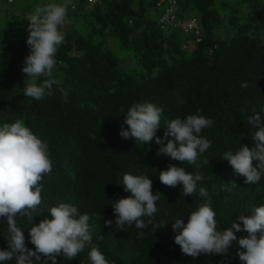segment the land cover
<instances>
[{"label":"trees","instance_id":"1","mask_svg":"<svg viewBox=\"0 0 264 264\" xmlns=\"http://www.w3.org/2000/svg\"><path fill=\"white\" fill-rule=\"evenodd\" d=\"M0 1V127L23 120L47 143L53 163L51 175L42 181L45 212L34 216L32 224L51 219L50 207L68 203L89 215L92 245L109 264H242L235 241L224 255L183 254L172 224L178 218L187 223L191 211L208 202L223 231L264 205V176L256 184H238L222 159L224 152L242 147L253 112L264 120V0H174V18L194 16L197 34L158 22L170 4L165 0H99L89 6L86 0H72L75 6L68 7L56 55L54 76L60 83L39 101L23 93L22 68L30 51L27 17L37 5L62 0ZM145 102L163 109L160 137L175 118L202 115L213 121L200 134L211 146L199 168L157 156L155 138L143 144L121 137L122 127L128 128L127 110ZM170 164L203 176L196 193L183 196L182 185L160 182L159 172ZM125 173L148 176L153 194L159 192L157 212L142 218L145 229L134 224L117 229L111 205L131 195L122 184ZM200 187L208 197L199 195ZM106 220L113 223L106 226ZM17 222L26 246L35 250L32 225L26 218ZM235 235L239 239L247 233ZM6 236L7 222L0 220V249L7 248ZM92 245L73 260L57 257V264H91Z\"/></svg>","mask_w":264,"mask_h":264},{"label":"clouds","instance_id":"2","mask_svg":"<svg viewBox=\"0 0 264 264\" xmlns=\"http://www.w3.org/2000/svg\"><path fill=\"white\" fill-rule=\"evenodd\" d=\"M70 5L75 6L72 0L37 5L27 17L26 44L30 51L22 68L26 75L23 93L34 100L52 95L53 85L60 83L54 76V70L57 68L58 49L64 41L60 29L66 21ZM196 24V32L192 30L194 34L199 32L197 19ZM242 87H247V84H242ZM60 91L67 103V92L62 88ZM261 111L264 112V109ZM162 113L163 109L151 102L133 104L127 110L124 124L128 128L122 127L121 137L143 144L155 138V143L160 146L157 156H168L180 165L187 163L199 168L203 153L211 146V141L200 134L212 127L213 121L202 115L175 118L167 122L164 135L160 137L157 130L161 128ZM248 124L252 128L247 135L244 134L242 147L238 145L237 151L224 152L222 158L224 166L232 171L238 184H256L264 176V120L260 113L253 112L248 117ZM203 163L209 164V160ZM52 168L47 143L25 126L23 120L17 119L0 127V220L7 222V248L0 249V264H47L49 260L57 264V257L63 255L67 260H73L86 246L92 245L89 215L81 214L71 204L60 203L50 207L47 212L51 214V219L45 218L38 225L32 224L34 216L45 212L41 207L42 181L45 176L51 175ZM202 179L199 172L193 174L182 166L172 164L167 170L159 172V180L165 186L182 185L183 196L196 193L197 183ZM122 184L124 191L131 195L111 205L117 229L123 231L125 226L133 224L137 229H145L147 224L142 218L153 217L157 212L159 192L153 194L152 181L146 175L125 173ZM199 195L208 197L207 189L200 187ZM18 217L26 218L32 225L29 237L35 250L26 246ZM215 217L210 203L205 202L191 211L187 223L181 218L174 221L173 230H179L174 241L183 254L193 258L201 254L224 255L235 241L242 264H264V205L255 207L251 215H240L231 227L223 231L218 230ZM112 223V220L105 221L106 226ZM148 223L152 220L149 219ZM241 231L247 235L237 239L235 233ZM88 257L91 264H109L95 245H92Z\"/></svg>","mask_w":264,"mask_h":264},{"label":"built area","instance_id":"3","mask_svg":"<svg viewBox=\"0 0 264 264\" xmlns=\"http://www.w3.org/2000/svg\"><path fill=\"white\" fill-rule=\"evenodd\" d=\"M99 0H86V5H93L97 3ZM162 1V0H159ZM164 1V0H163ZM169 2V6H167L166 9L157 17V20L160 24H167L177 27H180L184 31L193 30L196 32V19L194 16L189 17L187 20L182 21L178 18H174L172 15V5L174 3V0H165Z\"/></svg>","mask_w":264,"mask_h":264},{"label":"rangeland","instance_id":"4","mask_svg":"<svg viewBox=\"0 0 264 264\" xmlns=\"http://www.w3.org/2000/svg\"><path fill=\"white\" fill-rule=\"evenodd\" d=\"M1 2V1H0ZM17 2V1H16ZM27 2V1H26ZM2 3V2H1ZM13 6V5H12ZM185 47L186 48H189L190 46H189V44H185Z\"/></svg>","mask_w":264,"mask_h":264}]
</instances>
